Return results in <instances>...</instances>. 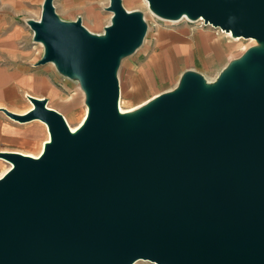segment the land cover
I'll return each instance as SVG.
<instances>
[{"label": "water", "instance_id": "95a60500", "mask_svg": "<svg viewBox=\"0 0 264 264\" xmlns=\"http://www.w3.org/2000/svg\"><path fill=\"white\" fill-rule=\"evenodd\" d=\"M167 20L204 19L257 44L213 82L186 70L177 86L121 112L119 67L143 45L144 15L123 0L91 32L45 0L29 20L44 52L78 80L88 112L72 131L47 97L38 156L0 152V264H264V0H148Z\"/></svg>", "mask_w": 264, "mask_h": 264}, {"label": "crops", "instance_id": "0c3cea01", "mask_svg": "<svg viewBox=\"0 0 264 264\" xmlns=\"http://www.w3.org/2000/svg\"><path fill=\"white\" fill-rule=\"evenodd\" d=\"M44 2L45 0H0V152L19 151L38 156L48 140H44L39 150V146L35 144L36 138L30 133V121L15 120L5 110L26 114L33 107L29 97L35 96L47 97L48 106L57 109L65 117L67 114L60 106L52 103L56 98L64 99L61 94L49 101L55 87L61 92L63 90L38 69L42 44L34 40V32L28 24L29 20L41 19ZM109 3L110 0H54L60 17L66 20H76L78 17L83 20L87 17L96 26L103 22L101 13L110 12L106 9ZM221 30L208 27L176 30L172 36L162 40L165 44L163 49L150 44L144 46L147 56L143 66L146 68L148 86L152 88L177 74L181 77L186 70H196L205 76L211 74V80L217 78L232 59L234 49L227 34ZM140 88L141 84L138 83L134 91ZM165 91H160L153 97ZM145 102L147 101L138 106ZM87 112L88 109L85 108L83 117ZM7 163L0 177L8 171L10 164L8 161ZM5 165L6 161L0 157V172Z\"/></svg>", "mask_w": 264, "mask_h": 264}, {"label": "rangeland", "instance_id": "374dc122", "mask_svg": "<svg viewBox=\"0 0 264 264\" xmlns=\"http://www.w3.org/2000/svg\"><path fill=\"white\" fill-rule=\"evenodd\" d=\"M125 3V4H124ZM123 5L125 8L129 10H138L141 11L144 15L145 21L148 24V31L145 43L142 47L138 48L133 54L124 57L121 61V65L118 71V77L120 81V89L121 96L119 100V107L122 106L123 110L120 107L121 112H129L136 108H138V104H141L144 101H149L153 98V95L165 90H171L177 86L179 83V79L181 78L179 74L175 75L173 78H168L166 81L157 83V85L150 88L147 84L145 73L146 68H144L143 63L146 59V50L144 46L150 44L151 46L157 47V49H163L162 47L165 44L162 43V40L167 36H172L176 30H190L197 28H211L215 30H220L211 26L209 24H203L204 19L199 20H187L181 19L178 22L168 21L167 19H163L153 15L148 10V6L144 3L143 0H124ZM103 22L96 26L90 18L84 17L83 24L87 29L96 34H103L105 31L106 25L111 22V12L101 13ZM62 18V17H61ZM66 20L65 18H62ZM226 34V33H224ZM227 37L231 40L232 45L234 46L232 52V59L240 57L249 47L257 44V41L253 38H243L239 40H234L233 37ZM251 39V40H250ZM40 52H44V47H40ZM159 53V50H157ZM41 55V56H42ZM158 57V56H157ZM230 60V61H231ZM229 61V62H230ZM38 69L41 73L45 74L49 77V79L58 87H60L63 92L68 94L67 97L65 93L61 92L58 88L55 87L54 92L50 96L49 101H52V98L58 94H61L64 99L56 98L52 101L55 105L61 107L66 111V120L69 126L73 128H77L80 123L83 121V112L84 109L87 108L86 103L84 102V92L80 87L78 80L69 78L63 74H61L55 64L53 65L51 62L43 65H39ZM222 71V70H221ZM220 71V72H221ZM203 74V73H202ZM220 74V73H219ZM204 75V74H203ZM205 76V75H204ZM219 76V75H218ZM217 76V77H218ZM208 82H213L216 80H211L213 76L211 74H207L205 76ZM141 79V80H139ZM139 80V81H138ZM145 82V84H144ZM141 84V88L138 91H134L136 89L137 84ZM149 99V100H148ZM146 103V102H145ZM144 104V103H143ZM142 104V105H143ZM141 106V105H140ZM134 107V108H133ZM30 133L33 135L35 139V144L39 146V150L42 147V144L45 139H49L50 133L45 124H43L39 120L30 121ZM5 160V159H4ZM6 161V160H5ZM6 165L2 168L0 174L5 171L7 167ZM134 264H158L154 261L150 260H139Z\"/></svg>", "mask_w": 264, "mask_h": 264}, {"label": "bare ground", "instance_id": "6f19581e", "mask_svg": "<svg viewBox=\"0 0 264 264\" xmlns=\"http://www.w3.org/2000/svg\"><path fill=\"white\" fill-rule=\"evenodd\" d=\"M143 1H144V3L147 4V6H148V10H149L150 8H149L148 0H143ZM123 3H124V0H123ZM124 4H125V3H124ZM128 10H129V9H128ZM150 11H151V10H150ZM151 13H152L153 15L157 16L154 12L151 11ZM111 14H112V13H111ZM157 17H158V16H157ZM183 19H187V20L191 21V20L188 19L187 17H184ZM183 19H182V20H183ZM180 20H181V19H180ZM180 20H170V21L178 22V21H180ZM182 20H181V21H182ZM201 20H202V19H199V21H201ZM168 21H169V20H168ZM203 24H205L204 21H203ZM209 25H211V24H209ZM211 26H212V25H211ZM220 30H221V29H220ZM221 31L225 32L228 36L233 37L234 40H239V39H241V37H234V36H232L231 32H227V31H224V30H221ZM251 39H253V38H251ZM251 39H250V40H251ZM51 63L54 65L53 62H51ZM120 107H121V109L123 110L122 106H120ZM85 118H86V115H85L84 119H85ZM84 119H83V121H84ZM39 121H41V120H39ZM83 121L80 123V125L83 123ZM41 122H42L43 124H45V126L47 127V124H46L45 122H43V121H41ZM80 125H79V126H80ZM79 126H78V127H79ZM70 127H71V126H70ZM78 127H77V128H78ZM77 128H73V127H71L72 131H75ZM47 129H48V127H47ZM48 133H49V132H48ZM49 139H50V136H49ZM49 139H48V140H49ZM48 140H46V142H47ZM46 142H45V143H46ZM45 143H44V144H45ZM43 148H44V146H43ZM42 151H43V150H42ZM40 154H41V153H40ZM40 154H39V155H40ZM35 157H36V156H35ZM9 164H10V163H9ZM11 166H12V164H10L9 169H10ZM9 169H8V170H9ZM4 173H5V172H4ZM2 175H3V174H2ZM1 177H2V176H1Z\"/></svg>", "mask_w": 264, "mask_h": 264}, {"label": "built area", "instance_id": "2783aa9c", "mask_svg": "<svg viewBox=\"0 0 264 264\" xmlns=\"http://www.w3.org/2000/svg\"><path fill=\"white\" fill-rule=\"evenodd\" d=\"M202 21H204V20H202ZM204 22H205V21H204ZM205 25H207L206 22H205Z\"/></svg>", "mask_w": 264, "mask_h": 264}]
</instances>
